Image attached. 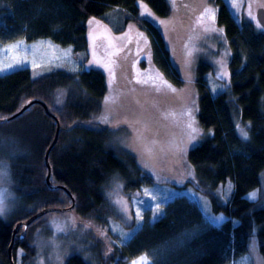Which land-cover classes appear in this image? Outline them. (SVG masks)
I'll return each instance as SVG.
<instances>
[{"label":"trees","instance_id":"1","mask_svg":"<svg viewBox=\"0 0 264 264\" xmlns=\"http://www.w3.org/2000/svg\"><path fill=\"white\" fill-rule=\"evenodd\" d=\"M138 1L145 3L151 13H141ZM173 1L179 12L192 15L191 0ZM211 1L216 6L215 23L224 31L232 50L228 62L230 85L212 95L206 77L213 66L205 59L196 62L194 106L206 135L184 151L186 179L170 184L202 193L212 213L222 214L226 221L220 227L211 225L194 202L178 197L158 218L146 220L125 244L107 229L111 246L105 248L90 232L79 230L76 238L81 246L66 253L61 264H123L141 254H146L151 264H227L246 253L251 241L264 258V206L260 198H248L260 187L264 174V30L244 19L237 23L224 0ZM255 3L256 0H244L247 7ZM261 3L264 6V0ZM110 9L118 11L116 18L110 17L113 10L109 13L113 24L124 20L123 24L137 25L149 40L153 66L180 87L183 81L173 59L176 54L182 55L184 48L178 52L175 49L176 54L171 55L152 15L169 17L172 8L168 0H0V41L24 39L31 43L48 38L61 47L70 46L73 54L84 60L87 18L104 19ZM175 26L173 23L171 32ZM183 28L175 33L180 45L192 30H179ZM132 54L120 53L116 75H124L126 67L132 68ZM131 77L129 83L133 81ZM106 91L104 73L94 68L70 71L54 67L37 76H32L28 68H19L0 74V123H14V128L8 130L15 140L8 145L12 149L6 162L9 184L22 206L7 220L0 216V264H10V255L14 264H35V230L50 212L34 220L21 241L16 235L12 238L17 221L46 206L68 207L74 199L72 209L52 212H69L83 222L103 227L109 217L101 191L105 180L118 175L126 186L138 187L141 169L135 156L123 148L114 150L113 128L106 121L113 116L109 103L114 97L106 99ZM34 99L43 101L60 122L57 141L48 156L50 181L57 185L55 188L46 183L44 160L55 134L54 119L41 104H33L13 119L4 120ZM196 128L199 129L197 124L192 126V130ZM161 130L157 128L150 135L155 145L165 137ZM241 130L247 133L246 138L240 135ZM194 135L196 141L197 133ZM144 175L148 183L151 176ZM227 181L231 182V190L223 198L216 190ZM232 220L237 223L233 225Z\"/></svg>","mask_w":264,"mask_h":264},{"label":"rangeland","instance_id":"2","mask_svg":"<svg viewBox=\"0 0 264 264\" xmlns=\"http://www.w3.org/2000/svg\"><path fill=\"white\" fill-rule=\"evenodd\" d=\"M168 2L172 8L169 17L152 15L157 21L164 44L171 55L176 54L175 49L178 52L184 48L182 55L176 54L177 57L173 59L183 81L180 87L171 83L168 76L153 66L149 40L135 23L123 24L124 20L117 24L112 23L109 13L113 9L105 14V20L94 16L87 18V56L84 60L81 55H74L70 46L61 47L48 38H39L31 43L24 39L0 41V74L19 68L30 69L32 76L54 67L70 71L90 68L102 71L106 80V99L114 97L109 103L113 116L106 120L113 128L114 150L123 148L133 157L135 156L137 166L139 165L138 168L141 169L138 187L126 186L118 175L109 176L103 183L101 191L109 209L106 226L83 222L69 212L47 214L43 225L35 230L36 255L33 263L61 264L66 253L81 246L82 242L76 238L81 229L90 232L105 248L111 246V240L105 234L107 229L118 236L119 243L125 244L146 220L155 219L157 202L160 203L162 214L167 204L178 197H186L194 202L207 223L220 227L226 221L222 214L212 213L209 200L202 193L191 188L178 189L170 183H179L182 179H186L184 151L189 146L198 144L206 135L197 120V105L196 111L194 106L197 98L193 87L195 64L199 59H205L212 64L213 71L206 78L211 94L215 95L230 85L228 62L232 50L224 31L215 23L216 6L211 0H191L189 4L192 15L184 11L179 12L173 0ZM224 2L237 23H241L244 19L254 23L258 30H264L255 17L256 9L262 4L261 0H256L255 5L251 7L244 6V0H224ZM137 5L141 13H151L145 3L138 1ZM117 16V10H113L110 14L111 18ZM183 20L186 22L181 23ZM173 23L176 26L171 32ZM183 26L180 31L185 27H191L192 30L180 45L176 34L177 29ZM114 27L118 31L122 30L116 32ZM126 46L130 48L125 49ZM133 50H135L134 54H132ZM117 52L132 54V68L128 70L126 67L123 71L124 75L119 73L116 75L117 62H114L112 56ZM129 75H132V83H129ZM186 120L188 122L185 123ZM234 120L237 126V118L234 117ZM159 123L160 127H158ZM196 124L199 129L192 130V126L196 127ZM12 128L14 123H0V208L3 209V214L0 216L5 220L22 207L18 203V197L11 190L6 163L12 152L8 145L15 143L8 131ZM157 128L162 129L161 132L165 137H161L155 145L151 141L154 136L150 135ZM194 132L197 133L196 141ZM144 174L147 177L151 176L148 183L145 182ZM230 184L231 182L227 181V184L217 188L216 192L219 196L228 197ZM145 190L148 192L146 193ZM152 196L156 199H152ZM248 198H260L264 206V174L260 187L251 191ZM142 201L144 203H141ZM149 205L151 208L148 207ZM211 217H223V219L219 223H214ZM80 222L84 225L81 226ZM231 223L235 225L237 221L232 220ZM133 262L151 264V259L146 254H141L123 264H133ZM227 264H264V258L260 256L254 242L251 241L246 253L231 259Z\"/></svg>","mask_w":264,"mask_h":264},{"label":"water","instance_id":"3","mask_svg":"<svg viewBox=\"0 0 264 264\" xmlns=\"http://www.w3.org/2000/svg\"><path fill=\"white\" fill-rule=\"evenodd\" d=\"M255 17H256V20L259 23V25L264 29V6H260V7H258L256 9V11H255ZM33 104H41L42 107H43V109H44V111H45V113L49 117H51L52 119H54L55 124H56L55 134L53 136V139H52L50 145L47 147V149L45 151V155H44L45 165H46V168H47L46 183L48 184L49 187L55 188V187H57V185L51 183V181H50L51 166L49 164L48 156H49L50 150L52 149V147L54 146V144L56 143L57 138H58L59 129H60V122H59V120L56 118V116L52 112L49 111L47 105L43 101L36 100V99L29 101L28 103H26L25 105H23L18 112H16L15 114H13V115H11L9 117L4 118V120L13 119L14 117H16L17 115H19L21 112H23L25 109H27L29 106H31ZM60 187H62V186H60ZM62 188H64V187H62ZM73 206H74V199H72V203L68 207H63L62 208V207H56V206H46V207L40 209L39 211L33 213L32 215H30L26 219L17 221L13 225V227H12V238H14L15 235H16L17 238L19 239V241L23 240L24 237H25L26 231H27V227L34 220H36L37 218L41 217L42 215H44V214H46L48 212H52V211H68V210L72 209ZM13 242L14 241L12 240V242L10 243L9 254H10L11 246H12ZM9 258H10V264H14V261L12 260L11 255L9 256Z\"/></svg>","mask_w":264,"mask_h":264},{"label":"snow or ice","instance_id":"4","mask_svg":"<svg viewBox=\"0 0 264 264\" xmlns=\"http://www.w3.org/2000/svg\"><path fill=\"white\" fill-rule=\"evenodd\" d=\"M17 63H19V61H17ZM8 67H12V66H11V65H8ZM138 82H139V81H138ZM61 95H62V94H61ZM60 102H61V101H60V99L58 98L57 103H60ZM241 134H242L245 138L247 137V133L244 132L243 130H241ZM145 192L147 193L148 190H145ZM250 195L254 196L255 194H250ZM151 198H152V199H156L155 196H152ZM165 200H166V198H165ZM141 203H144V202L142 201ZM148 207L151 208V205H149ZM155 209H156V211H155V213H154V218H158V217L161 215V213H160V203H159V202H157V203L155 204ZM2 214H3V209L0 208V215H2ZM138 215H139V213H138ZM211 219H212V221H213L214 223H219V221L222 220L223 217H211ZM133 264H136V262H133Z\"/></svg>","mask_w":264,"mask_h":264},{"label":"flooded vegetation","instance_id":"5","mask_svg":"<svg viewBox=\"0 0 264 264\" xmlns=\"http://www.w3.org/2000/svg\"><path fill=\"white\" fill-rule=\"evenodd\" d=\"M256 21H257V20H256ZM118 55H120V52H117V54H116V55H113V56H112V57H113V60H114V62H115V61H117V62L119 61V59H118V57H119V56H118ZM120 60H121V59H120ZM125 66H127V64H125Z\"/></svg>","mask_w":264,"mask_h":264}]
</instances>
